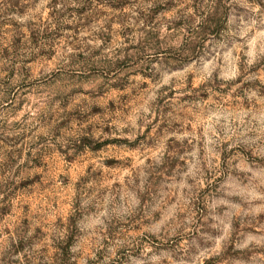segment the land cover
Wrapping results in <instances>:
<instances>
[{
	"label": "rangeland",
	"instance_id": "374dc122",
	"mask_svg": "<svg viewBox=\"0 0 264 264\" xmlns=\"http://www.w3.org/2000/svg\"><path fill=\"white\" fill-rule=\"evenodd\" d=\"M0 264H264V0H0Z\"/></svg>",
	"mask_w": 264,
	"mask_h": 264
}]
</instances>
